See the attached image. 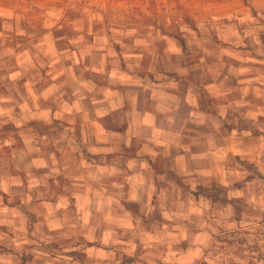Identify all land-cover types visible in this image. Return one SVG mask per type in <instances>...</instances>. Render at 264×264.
<instances>
[{
  "label": "crops",
  "instance_id": "obj_1",
  "mask_svg": "<svg viewBox=\"0 0 264 264\" xmlns=\"http://www.w3.org/2000/svg\"><path fill=\"white\" fill-rule=\"evenodd\" d=\"M100 2L0 0V264H200L264 154V0L187 41Z\"/></svg>",
  "mask_w": 264,
  "mask_h": 264
},
{
  "label": "rangeland",
  "instance_id": "obj_2",
  "mask_svg": "<svg viewBox=\"0 0 264 264\" xmlns=\"http://www.w3.org/2000/svg\"><path fill=\"white\" fill-rule=\"evenodd\" d=\"M219 1L102 0L100 4L109 13L121 15L109 20L112 23L151 24L187 41L189 36L200 34L201 23L209 26L202 16ZM245 1L255 2L259 8L263 5V0ZM259 8H253V14L262 10ZM260 156L251 162L237 160L235 177L222 180L228 186H213L210 196L219 210L214 211L213 239L201 263L264 264V154Z\"/></svg>",
  "mask_w": 264,
  "mask_h": 264
},
{
  "label": "trees",
  "instance_id": "obj_3",
  "mask_svg": "<svg viewBox=\"0 0 264 264\" xmlns=\"http://www.w3.org/2000/svg\"><path fill=\"white\" fill-rule=\"evenodd\" d=\"M179 40L181 41V43H183L182 39L179 38ZM201 264H206V263H201Z\"/></svg>",
  "mask_w": 264,
  "mask_h": 264
}]
</instances>
